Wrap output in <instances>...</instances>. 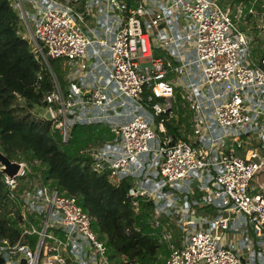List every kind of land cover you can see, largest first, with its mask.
Segmentation results:
<instances>
[{
  "label": "built area",
  "instance_id": "built-area-1",
  "mask_svg": "<svg viewBox=\"0 0 264 264\" xmlns=\"http://www.w3.org/2000/svg\"><path fill=\"white\" fill-rule=\"evenodd\" d=\"M17 1L32 20L37 82L49 58L76 67L65 89L53 76L43 97L52 127L62 141L77 122L109 128L83 151L93 171L126 180L135 211L139 197L152 200L164 264H264V56L229 9L219 0H85L82 10L26 0L27 13ZM179 111L186 138L172 140L167 125ZM17 160L3 179L18 231L0 236V264H120L77 196L32 180L29 161ZM248 224L256 237L245 235Z\"/></svg>",
  "mask_w": 264,
  "mask_h": 264
},
{
  "label": "trees",
  "instance_id": "trees-1",
  "mask_svg": "<svg viewBox=\"0 0 264 264\" xmlns=\"http://www.w3.org/2000/svg\"><path fill=\"white\" fill-rule=\"evenodd\" d=\"M69 1L79 10L84 8L85 0ZM241 1L249 4L259 0ZM260 2L263 4L264 0ZM22 29L19 11L12 0H0V150L11 159L28 160L34 169L40 170L41 180L76 195L93 217V229L104 240L109 256L115 261L164 264L167 250H160L162 244L156 235L161 225L156 227L151 223L152 200L139 197L140 207L135 211L130 197L126 196V180L116 183L93 171L91 158L83 151L89 143H100L108 137L109 128L100 122H77L71 126L68 140L62 141L58 131L56 136L49 133L53 128L50 120L33 113V103L48 104L43 97L53 88V76L60 83H66L61 81L60 75L64 62L61 57L49 58L51 70L45 66L37 82L40 63ZM254 52L264 56V48L258 47ZM182 122L187 125L182 117L179 126L167 125L172 131V140L186 138L187 128ZM10 192L0 171V236L15 237L18 229L10 212L16 201L10 197Z\"/></svg>",
  "mask_w": 264,
  "mask_h": 264
},
{
  "label": "rangeland",
  "instance_id": "rangeland-1",
  "mask_svg": "<svg viewBox=\"0 0 264 264\" xmlns=\"http://www.w3.org/2000/svg\"><path fill=\"white\" fill-rule=\"evenodd\" d=\"M219 1L221 2L222 5H224L225 7H227L229 9V11L232 13V15H234V18L237 20L239 27L246 30L249 33V35L251 37L253 49H257L258 47L264 48V43H263V39H264V3L261 4V2H260L262 0L250 2L249 4H246L245 2H243L241 0L240 1L219 0ZM12 3H13V6L16 8V10L19 11V9H20L19 3L20 2H18L17 0H12ZM24 5H25V10L27 13L32 10L30 2L24 0ZM23 12L24 11H22L23 17L20 15L21 16V24L23 27L22 33L26 37H28V35L30 34V30H31L32 20H28L27 17L25 16V14H23ZM254 56L259 57V54L254 52ZM62 60L65 61L66 64L63 65V67H60V69H61L60 75L62 77L61 81L65 80V82H66V80L68 78V73L75 71L76 67L70 66L69 61L66 58L62 57ZM62 85H63V88L65 89V83ZM32 111H33V113H35V115L39 116L38 113H36L34 109H32ZM56 132H57V129H55V128H52L49 130V133L53 136H56ZM28 163L30 164V167L33 171L31 174L32 176L30 178L32 180H37L38 178L42 179L40 177V174H41L40 170L34 169L31 165V163L30 162H28ZM261 179H263V178H259L257 176L254 177L255 182H258ZM213 214H218V211L215 209L213 211ZM233 215H234L233 213H229V219H231V217ZM170 221L175 224L173 219H170ZM174 228H176V225ZM174 228H172V229H174ZM147 231H149V230H147ZM244 233L247 236H255L256 237L255 231L251 228L250 224H248L245 227ZM256 247L258 248L257 245H256ZM164 248H165L164 246H162V245L160 246V250H164Z\"/></svg>",
  "mask_w": 264,
  "mask_h": 264
},
{
  "label": "water",
  "instance_id": "water-1",
  "mask_svg": "<svg viewBox=\"0 0 264 264\" xmlns=\"http://www.w3.org/2000/svg\"><path fill=\"white\" fill-rule=\"evenodd\" d=\"M33 109L40 117L50 121L52 120V114L48 105L33 103ZM20 166L21 161H18L17 159H11L0 150V171L2 173H4L9 178L14 177L17 174Z\"/></svg>",
  "mask_w": 264,
  "mask_h": 264
},
{
  "label": "crops",
  "instance_id": "crops-1",
  "mask_svg": "<svg viewBox=\"0 0 264 264\" xmlns=\"http://www.w3.org/2000/svg\"><path fill=\"white\" fill-rule=\"evenodd\" d=\"M78 8V7H77ZM80 10H82V9H80ZM176 16V12H175V14H174V17ZM85 24L87 25L86 27L88 28L89 26H93L94 24H95V19H94V17L93 16H88V17H86V19H85ZM177 25H179V24H177ZM254 50V49H253ZM92 60H94V58L92 59ZM184 114V112H176V118H174V125L175 126H179L178 125V122H179V120H180V118L182 117V120L183 121H186L187 122V118L186 119H184V117H186V116H184L183 115ZM183 115V116H182ZM185 124V123H184ZM181 125H182V123H181ZM186 126V125H185ZM161 219H162V221H165V222H163L164 224H167L169 227H171V228H174L175 227V224L173 223V222H171L170 221V219H168V217H166V216H161ZM160 230V229H159ZM159 230L157 231V236H158V234H159ZM174 230V235L175 236H177V234H178V232H177V230H176V228H174L173 229ZM160 243V242H159ZM165 248H166V250H167V255H168V248H167V246L164 244V243H161ZM167 255H166V257H167ZM166 257H165V259H166Z\"/></svg>",
  "mask_w": 264,
  "mask_h": 264
}]
</instances>
